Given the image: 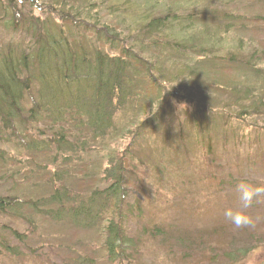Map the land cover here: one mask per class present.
I'll use <instances>...</instances> for the list:
<instances>
[{"label":"trees","instance_id":"16d2710c","mask_svg":"<svg viewBox=\"0 0 264 264\" xmlns=\"http://www.w3.org/2000/svg\"><path fill=\"white\" fill-rule=\"evenodd\" d=\"M28 1L47 13L43 18L27 15L30 19L24 22L29 39L22 47L10 41L0 49V166L7 167L9 158L4 156L11 152L19 165L28 167L39 178L49 170L44 163L32 169L20 160L47 153L53 167L41 182L51 187V192L23 199L9 191L0 195V213L16 224L25 222L31 233H36V216L52 219L53 223H61L68 216L74 226L82 228L101 224L106 260L131 264L135 252L145 246L126 236L123 223L134 207L127 199L133 193L134 200L141 202L144 195L129 187L128 181L138 184L142 193L157 198L170 191L190 193L189 180L195 174L185 172L182 162L178 164L180 160L167 155L175 152L177 159L183 154L189 158L202 151L207 164L217 163L208 136L215 117L227 121L222 133L228 131L232 141L247 136L246 117L264 113L260 111L264 97L254 90L264 73V62L258 53L250 52L246 60H239L241 53L237 58L232 53L228 61L239 62L237 71L246 70L251 76L220 85L222 94L231 97L223 99L219 107H208L197 95L200 85L192 90L198 77L211 84L215 74L207 71L222 66L219 47L213 45L220 42L219 35L212 40V33L202 36L197 31V22L205 12L188 10L187 3L170 6L152 0L147 7H135L133 13L123 10V15L129 14L136 21L119 30V25L91 14L93 5L89 0L85 9H81L84 5L73 8L75 11L70 8L73 15L64 5L72 0ZM110 1H101L100 7L107 4L106 11L111 10ZM260 1L264 8V0ZM14 2L4 4V11L18 13L20 9ZM220 11L217 8L225 20L223 32L230 31L241 19L239 14ZM15 21L17 25L12 29L22 23L19 18ZM211 44L213 47L207 48ZM209 60L216 65L206 67ZM174 101L186 107L173 105ZM250 128L257 136L264 133V125L252 123ZM165 132L170 143L167 147L158 143ZM109 141L116 143L110 147ZM96 152L97 160L92 158ZM153 152L155 156L151 157ZM147 158L154 162L149 159V165ZM87 161L95 165L92 168L99 181L93 190L81 195L72 190L70 181L76 179L73 169L76 172L78 164ZM141 206L136 207L138 215ZM24 209H29L31 215H26ZM161 225H144L141 233L154 239L164 237L169 226ZM10 232L17 240L23 237L17 229L11 228ZM2 249L18 254L1 239ZM246 251L242 250L241 255ZM239 258V249L227 256L230 263Z\"/></svg>","mask_w":264,"mask_h":264},{"label":"rangeland","instance_id":"374dc122","mask_svg":"<svg viewBox=\"0 0 264 264\" xmlns=\"http://www.w3.org/2000/svg\"><path fill=\"white\" fill-rule=\"evenodd\" d=\"M9 1L11 0H0V49L5 48L10 41H15L18 46L22 47L29 39L25 34L27 24L24 22L30 19L27 15L31 14L32 17L43 18L47 13L44 14L40 9L31 6L28 0H23L22 4L19 3V0H15L14 3L19 7L20 14L19 12L11 14L10 11H4L3 8L4 4ZM86 1L72 0L64 5L68 8V11L70 8L75 11L73 8L82 5L84 6L81 9H85ZM89 1L93 5L90 9L91 14L102 16L106 19V22H110L115 26L116 24L119 25V30L126 23L136 21L129 14L123 15V10L133 13L135 7H147V4L150 5L152 2V0H111L112 8L106 11L107 4H104L102 8L100 7L104 0ZM101 1L102 3H100ZM158 1L164 5L171 4L170 6L172 4L183 5L187 3L189 5L185 7L186 9L205 12L203 14L204 18L197 22L198 34L202 33V36H204L205 33H212L214 35L212 40L219 35L220 42L217 43V40L213 45L215 48L219 47L218 51L221 53L222 66L207 71L209 74H215L211 84L209 82L205 83V79L202 80L198 77V82L195 80L192 86L193 90L197 86L196 84L200 85V91L197 92V95H201L204 105L219 107L223 99L227 101L231 97L225 91V96L222 94L220 85H231L235 83L234 81L246 80L251 76L247 74L248 71L246 70L237 71L239 62L230 63L228 61L230 55L235 53L236 56L233 55V57L237 58L241 53L239 60H246L251 54L250 52L258 53L264 62V8L261 1ZM215 8V13H211ZM217 8L221 10L220 12L227 10L234 15L239 14L241 16V19H238L239 21L234 24L230 31L223 32L225 20L217 12ZM73 11H69L70 15H73ZM51 15L55 17L54 12ZM106 15L107 17H105ZM16 18H19L22 23H19L20 26L17 29H12L17 25ZM10 22H12V26L8 25ZM211 47H213L212 44L207 45V48L210 49ZM215 65L210 60L205 64L209 68ZM257 81L260 82L256 84L254 90L264 97V73ZM181 104L177 101L173 102V105L176 106L184 105ZM236 108L238 109V104L233 107L234 110ZM260 111H264V106ZM177 113H180V109ZM214 120L211 123L213 128L208 136L215 147L213 156L217 163L207 164L206 160L202 159V151L196 156L190 154L189 158L188 155L186 157L183 154L179 155V159H177L174 156L176 155L175 152L167 155L175 157V160H180L178 164L182 162L180 166L186 170L185 172L195 174L189 180L190 193L185 194L179 190L177 193L170 191L157 198L153 194L148 195L149 193L144 191L142 193L138 184L131 180L128 181L129 187L144 195L141 202L134 200L136 194L133 193H130L127 199L134 207L131 206V214L127 213L128 219L123 223L126 236L134 237L137 242H140L139 244L145 246L144 249L135 252L133 255L135 259L131 264H264V195L254 199L252 205L245 209L242 207L236 188V185L241 181L254 186H264V133L262 131L260 136H257L252 128L249 129V127H252V123L260 126L264 125V113L246 117L245 125L249 126L246 130L247 136H243L237 142L229 138L230 133L228 131L225 134L222 133L223 124L227 121L224 122L222 117H215ZM233 120L235 119L233 118ZM186 131H183L184 136ZM165 133L158 141V143L163 142V147L170 144L167 139L168 132ZM115 143L109 141L108 144L113 147ZM96 153L92 158L96 157L97 160L99 155ZM12 156L13 153L11 152L4 156L6 159H10H7V167L1 168L0 166V195L12 191V193L25 199L42 197L51 192V187L41 182L42 179L48 178L50 175L48 171L50 172L53 167L50 165L51 160L47 153L36 154L32 158H27V160L25 158L20 160L32 169L35 164L44 163L49 170L47 169V174L39 175V178L33 172L30 173L28 167L19 165L20 163L15 161ZM150 156H155L154 152ZM181 157L182 159H180ZM195 157L202 160H197ZM149 159L151 161L154 159H146V162L151 165ZM87 163L88 161L78 164L79 167L76 172L73 169V175L76 176V179L73 177V180L70 181L73 186L72 190L79 192L81 195L93 190L99 181L98 174L92 168L95 165L92 162ZM99 164L101 165V163ZM101 167L102 165L99 166V170ZM194 200L196 205L192 206L195 203ZM203 202L204 206L201 207ZM140 203L142 204V212L141 214L139 212L140 215H138L136 207H139ZM228 209L234 212L241 211L249 215L254 221V226L237 228L224 216V212ZM24 212L26 215L29 213L28 216L31 215L29 209H24ZM62 219L63 222L61 223H53L52 219L36 216L34 218L36 233H31L28 229L29 225L25 222L19 221L16 224L17 222L14 219L0 213V240L2 239L13 246L16 253H18L13 255L6 249L0 250V264H126L125 260L120 263H111L106 260L101 224H97L93 228H82L81 225L74 226L68 216H64ZM153 223L159 226H162L161 223L169 226L164 237L154 239L142 235V227L144 225L150 227ZM11 228L17 229V232L21 236L23 235L21 240H17L12 235ZM180 235H183L181 241L178 239ZM246 248L245 254L241 255L242 250ZM238 249L240 258L236 262L230 263L227 256L237 253Z\"/></svg>","mask_w":264,"mask_h":264},{"label":"clouds","instance_id":"9594fccd","mask_svg":"<svg viewBox=\"0 0 264 264\" xmlns=\"http://www.w3.org/2000/svg\"><path fill=\"white\" fill-rule=\"evenodd\" d=\"M183 105V104H181ZM185 108V105H183ZM237 191L239 193V199L242 203V207L249 208L254 199L264 195V186L252 185L248 182L241 181L236 185ZM224 216L232 222L237 228L240 227H253L254 221L252 217L241 211H232L228 209L224 212Z\"/></svg>","mask_w":264,"mask_h":264}]
</instances>
